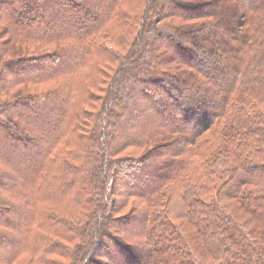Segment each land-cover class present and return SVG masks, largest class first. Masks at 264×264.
I'll use <instances>...</instances> for the list:
<instances>
[{
    "label": "trees",
    "instance_id": "1",
    "mask_svg": "<svg viewBox=\"0 0 264 264\" xmlns=\"http://www.w3.org/2000/svg\"><path fill=\"white\" fill-rule=\"evenodd\" d=\"M0 264H264V0H0Z\"/></svg>",
    "mask_w": 264,
    "mask_h": 264
}]
</instances>
